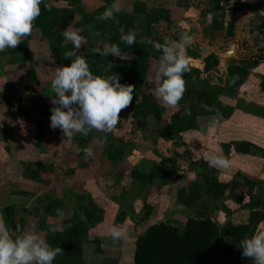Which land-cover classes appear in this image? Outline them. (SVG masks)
<instances>
[{
  "label": "crops",
  "instance_id": "obj_1",
  "mask_svg": "<svg viewBox=\"0 0 264 264\" xmlns=\"http://www.w3.org/2000/svg\"><path fill=\"white\" fill-rule=\"evenodd\" d=\"M225 1L230 2L231 6H224ZM114 2H119L121 6V11L115 14V19H97ZM211 2L214 8L205 10L198 4L199 0H44L41 4V13L34 21L33 32L27 37L31 42V49H35L37 66L53 72L57 67L65 66L66 61L63 57L66 52L73 50L74 46L70 41H65L62 31L71 26L74 30H79L84 37L77 53L83 52L89 43L104 45L113 40H120L122 35L130 31L136 34L137 41L149 37L161 43L165 39L179 41L181 34L187 33L192 37L191 43L186 45V55L191 58V71L184 74L187 90L178 103V111L173 121H170L172 114L169 111L170 106H166L161 100L166 107L165 110L160 107L159 117L154 113L146 116L148 123L146 125L142 123L137 127V132L133 134L136 136V142L133 143L134 146L132 143L129 144L132 145L131 150L127 146V139H123L122 143L118 138L114 140L101 136L102 132L99 136L95 131L90 132L87 138L79 142V145L85 144V148L91 147L94 151L92 157H86L83 148H80L79 156H76L72 149L69 150L68 148L71 145L75 146L77 142L75 135L71 139L64 137L59 128L55 130L62 139L61 144L48 150L37 136L34 117L29 116V109L22 101L21 96L25 93L21 89L19 91L14 88V86L18 87L14 82L19 77L10 76L9 80L13 81L12 86L0 90V217H3L4 207L18 205L21 212L15 221L16 230L18 226L28 230L35 229L45 238L53 237V232L50 230L52 227L58 228L61 221L74 218L81 225L87 226L83 244L84 255L88 264H96L103 254L95 243L105 240L107 229L114 225H133L131 212L133 205L136 207L148 201V192L145 196H137L140 192H137V188L146 191L147 177L150 181L171 177L168 167L171 162L165 164V167L163 164L162 173L155 178H152L150 173L156 166L150 169L147 177L146 170L141 167L142 163L152 162L158 154H163L162 150L156 152L150 146L155 130L159 134L163 127L171 125L169 136L158 137L157 142L164 148L174 143L173 137L185 140L183 138L190 135L196 140H202L203 145L206 142V147H214L219 155H226L225 157L231 155V162L242 165L241 172L245 171L250 160L256 162V168H260L262 161L264 163V92L262 90L249 92L244 87L232 86V80L228 81L227 72L231 73V70L237 68H230L234 58L240 59L237 45L227 46L223 53L214 43L209 44L206 40L214 38L212 35L220 34L230 22L238 27L248 16L257 15L252 6L264 3V0H211ZM218 2H221V7ZM248 29L249 32L253 30L261 32L262 35L264 32V27L261 26L256 29L249 25ZM154 51L152 54L154 58L160 55V52L156 55ZM123 53L126 59L112 57L111 67L128 73L122 84L134 86V99L146 93V97L152 102L157 98L154 94L156 84L153 86L149 84L145 89L144 84L147 81L155 82L157 68L150 71L136 56ZM38 55L40 56L37 57ZM211 55L216 58L217 65L214 62V66L207 71L205 70L207 62L209 59L213 60L209 58ZM67 59L72 60V57ZM196 61H200L204 69L198 66ZM235 63L242 66L239 61ZM258 64L261 68L259 75L264 76L262 71L264 61ZM246 72L234 71L242 77L248 75ZM221 73L223 80L216 77ZM204 91L215 100L212 105H200L199 98ZM137 111L142 112L144 116L141 108ZM157 117L160 119L159 123L156 121ZM44 124L51 128L50 123ZM154 141L156 142V139ZM234 142H251L262 150L244 154L239 150V146L233 145ZM58 147L68 149L66 154L57 155L60 158L59 162L58 157L56 160L51 152ZM45 155L49 156L46 162ZM78 157L79 160L81 158L91 164L76 166ZM170 160L172 159L169 158L168 161ZM125 164L128 170L123 172L125 169L120 170V168ZM61 165L64 168L67 165V168L62 169ZM114 170L117 173L122 172L117 174L118 177L112 184L118 193H111V187L109 188L104 180ZM234 184L231 182V189L235 188ZM152 192L156 191L152 190ZM80 195L84 197L80 198ZM125 195L129 196L128 200L120 204L116 199ZM155 197L156 199L151 202L158 203V194H155ZM231 197V205L244 206L238 212L236 221L245 222L250 211L255 208L249 205L247 198L241 200L234 191H231ZM183 199L184 196L180 194V205H183ZM147 204L153 205L150 202ZM259 208L264 209V205L261 203ZM87 210H90L94 217L100 215V222L91 224V220L85 216ZM231 221L233 222L234 219ZM259 230H264V220L258 226L257 231ZM127 237V240L118 242L124 243L123 251L121 247L115 252L110 249L104 250L108 256L105 258L111 259V263L112 258H115L113 256H121L120 252L130 250L134 255L137 238L130 234H127Z\"/></svg>",
  "mask_w": 264,
  "mask_h": 264
},
{
  "label": "rangeland",
  "instance_id": "obj_2",
  "mask_svg": "<svg viewBox=\"0 0 264 264\" xmlns=\"http://www.w3.org/2000/svg\"><path fill=\"white\" fill-rule=\"evenodd\" d=\"M224 3V6L226 7L231 6V3L228 1H225ZM198 4L203 6L205 10L214 8V4L211 2V0H199ZM218 5L221 7V2H218ZM252 7L257 15L254 14V16H248L245 21H243L244 23L238 27H235L234 24L231 35L229 34L228 26L220 34L212 35L214 38H208L206 41H208L209 44L214 43L217 49L223 53L225 52L227 46L231 44L237 45L240 50L238 52L240 59L234 58L230 68L232 69L233 67H240V64L235 63L236 61H239L242 63V66H245L246 69H248L246 72L248 75L242 77L237 74L236 77L234 75L231 79V73L227 72L230 77L229 82L232 80V86L237 88L244 87L248 89L249 92L253 90L258 92L262 90L264 92V76L259 75L261 68H259L258 64L260 61H264V32H262V35L260 34L261 32H254L253 30L249 32L248 29L249 25H251L253 28L255 27L256 29H259V26L263 27L264 3H260V5H255ZM27 37H25L15 49H6L5 51L0 52V90H6V88H10V86H12L13 81L9 80L10 76H18L19 78H17L14 82L18 87L14 86V88L16 90L18 89L19 91L21 89V91L25 93L24 96H21L22 101L25 102L29 109V116L34 117V123L37 126L38 123L41 122L50 123V112L54 107L52 104V95L54 94L51 92L50 85L52 79L54 78L55 72L48 71L47 69L36 65L37 60H35V49H31V42H29ZM119 42L120 40H113L109 44ZM97 46L103 47V45L100 44L89 43L85 46L83 52H79L77 54L85 56L89 63L90 69L94 74L105 75L106 71L109 68H112V60L107 61V58L112 59L114 56L111 54L108 56L95 54L92 50ZM154 52L156 55L158 54L156 50ZM160 55H157L156 58L160 57ZM39 56L40 55L37 57ZM153 58L151 59V66L148 68L150 71H153L155 61L159 62V60ZM63 59L66 61L64 62V65H70L72 62V60L65 57H63ZM72 59H75V57H72ZM215 63L217 65V62ZM262 71H264V69ZM216 77H218L220 80H223L222 73L219 76L216 75ZM207 78H209V75ZM19 80L21 82H19ZM149 84L152 85V82L147 81L146 84H144V89L146 88V85ZM145 96H147V94L143 93L140 96L141 98L139 97L140 99L133 98L132 103L127 108L121 110V119L115 127V130L106 134L105 132H102L103 134L101 136L114 140L118 138L119 140H122V143L123 139H127V146L131 150L132 145L129 144L136 142V136L133 134L137 132V127L142 123L145 125L148 123V117H146L147 115L143 116L142 112L137 111L139 108H141L142 111H145L146 106L142 105V101ZM17 101H19V98H17ZM152 103L155 104V106L162 107L163 110L166 108L158 98L154 99ZM176 108L170 107L169 109L170 113H172L170 121H173L172 119L174 118V115L177 114L178 105ZM158 117L156 121L159 123L160 119H158ZM167 126L163 127V130L161 129L159 134L157 130H155V135L152 137L153 140L150 143L151 148H154L156 152L162 150L163 154H158L157 158L153 159L154 161L152 162L142 163L141 167L146 170L147 177V174L152 167L159 164H164L165 167V164L171 162L168 164L171 177L168 176V178H157L155 181H150V178L148 179L147 177V182L145 185L146 191L142 190L141 188H137V192L140 191L137 196H145L146 192H148V201H145L143 205H136V207L133 205L131 212L133 214L134 224L129 226L121 225V227L126 230L127 234H130V236L134 235L136 236L135 238H137L140 234L144 233L151 224L162 221L183 227L186 220L191 216H210L221 224H225L231 221V219H234V223L244 222L236 221L238 212L244 206L236 207L235 205H231V191L237 193L241 200L242 198H247L249 203H253L254 201H251V197L249 196V190L251 188L249 180L254 182V192L257 194L259 199H261V202L264 205L263 161L260 168L258 169L255 166L256 162L250 160L248 167L244 169V172H241L243 170L241 169L242 165H240L238 162H231V155H227L231 162L229 168L219 169L215 167H209L205 158L214 152L215 154L219 155V152H217L212 146L206 147V142H204L203 145L202 140H196L195 137H191L189 135L185 138L182 136V138L186 141L182 140L181 138L177 139L178 137H173L175 141L172 145H166L165 148L164 146L159 145L157 142L159 139L158 137L164 136L162 133L163 131H166ZM93 131H95L99 136L100 131ZM74 138L77 141L75 142V146L71 145L68 149H72L74 154L79 156L81 154L80 148H83V145L80 146L79 142L87 138V136L85 137L81 136L80 134H75ZM154 139H156V142ZM68 149L65 147H58L51 152L56 159L58 157L57 155H61L62 153L66 154ZM48 157L46 155L44 156L45 162L48 161ZM169 158L172 160L168 161ZM58 159L59 160H56L59 162L60 158L58 157ZM80 164L89 166L91 162H86V160L83 161L81 158L79 160L78 157L75 165L78 166ZM60 168L66 169L67 165L66 168H64L62 165ZM123 168L125 169L123 172L128 170L126 168V164L124 167L120 168V170ZM118 173L122 172L119 171ZM118 173L114 170L111 175H107V178L104 179L105 182H107V186L109 188L111 187V193H118V190L115 191L114 187H112L113 182H115L116 177H118ZM231 173L234 174L231 175ZM231 182L235 183L233 186L235 187L234 189H231ZM152 190L156 192H152ZM155 194H158V203L151 202L156 199ZM180 194L184 196L183 205L179 204L181 203L179 201ZM128 197L129 196L125 195L124 197H118L116 200L119 201L120 204H123L128 200ZM148 202L152 203L153 205H148ZM109 222L110 221H107V223ZM108 230L109 229H107V236L105 240H100L99 242L95 243V245L98 247V250L102 251L101 253L103 254V256L98 259L96 264H134V255L130 250L128 252L124 251V253L120 252L121 256H113L115 258H112V263L110 262L111 259L109 260V258H105L108 256H106L104 250L110 249L115 252L120 249V247L121 251L124 250V243H114L108 236ZM130 248H132V246ZM114 260L118 261L115 262Z\"/></svg>",
  "mask_w": 264,
  "mask_h": 264
},
{
  "label": "clouds",
  "instance_id": "obj_3",
  "mask_svg": "<svg viewBox=\"0 0 264 264\" xmlns=\"http://www.w3.org/2000/svg\"><path fill=\"white\" fill-rule=\"evenodd\" d=\"M44 0H0V52L15 49L25 37L31 35L34 21L41 13ZM47 6V5H46ZM121 11L119 2H114L97 19L113 20ZM65 41H70L74 49L66 52V58L75 57L70 65L57 67L51 81L54 94L50 126L61 129L63 136L71 139L75 134L88 136L93 131L112 132L120 121L121 110L133 101L134 86L122 84L121 76L112 72L97 75L90 69L84 55H78L84 37L71 26L62 31ZM192 37L182 33L179 41L165 39L163 43L153 42L150 38L137 41L136 34L129 32L120 38L126 45L134 43L152 45L160 52L159 64L155 75V96L166 106L175 107L186 92L184 74L191 71V58L186 55V45ZM95 54L126 59L120 44L105 43L92 50ZM86 157L94 156L91 147L84 148ZM209 167L227 169L230 159L223 155L210 154L206 158ZM52 232L59 229L52 227ZM108 236L115 242L127 240V232L121 226H112ZM244 257L252 258L253 264H264V230H259L239 242ZM61 247L51 246L38 230H28L18 226L14 232L0 217V264H54Z\"/></svg>",
  "mask_w": 264,
  "mask_h": 264
},
{
  "label": "trees",
  "instance_id": "obj_4",
  "mask_svg": "<svg viewBox=\"0 0 264 264\" xmlns=\"http://www.w3.org/2000/svg\"><path fill=\"white\" fill-rule=\"evenodd\" d=\"M233 27L234 23L230 22V35ZM118 44H120L122 52L136 56L141 63L150 68L152 54L155 50L152 45L134 43L129 46L121 42ZM209 58H213V62L209 59L205 67L207 71L217 61L215 57L210 56ZM156 59L159 60V57ZM110 60L111 58H107V61ZM158 64L159 62L155 61L154 68H158ZM234 71L245 73L246 67L240 66L236 70H231V79L232 76H237ZM112 72L121 76V83L128 76V73L123 70L113 68H109L105 75ZM154 84L155 82H152V85L149 86ZM146 86L148 88V85ZM142 102V105L146 106L144 115L150 113L160 115V107L155 106L148 97L145 96ZM214 102L215 100L206 91L200 95V105H212ZM171 130V125H168L162 134L169 136ZM37 136L44 142L48 150L55 148L57 144H61L62 140L58 131L46 127L42 122L37 125ZM233 145L239 146V150L244 154L257 153L262 150L251 142H234ZM83 148H85V144ZM162 170L163 164L157 165L150 176L155 178L162 173ZM249 183L251 185L249 196L251 201H254L249 205L255 209L250 211L245 222L234 223L229 221L221 224L210 216H191L186 220L183 227L164 221L153 223L136 239L134 264H253L252 258L242 255L239 242L242 238L250 237L257 232L258 226L264 220V209L259 208L262 202L254 192V182L249 180ZM83 197L80 195V198ZM20 212V207L14 204L8 205L2 210L4 220L14 232L16 231L15 221ZM85 216L91 220V224L101 220L100 215L94 217L90 210L85 211ZM58 229V231L53 232L52 238H46L51 246L63 249L62 253L56 257L54 264H88L83 247L87 226H83L76 219L70 218L61 221Z\"/></svg>",
  "mask_w": 264,
  "mask_h": 264
},
{
  "label": "water",
  "instance_id": "obj_5",
  "mask_svg": "<svg viewBox=\"0 0 264 264\" xmlns=\"http://www.w3.org/2000/svg\"><path fill=\"white\" fill-rule=\"evenodd\" d=\"M196 64L204 69V65L200 61H196Z\"/></svg>",
  "mask_w": 264,
  "mask_h": 264
}]
</instances>
